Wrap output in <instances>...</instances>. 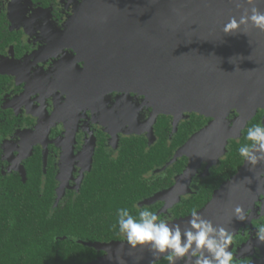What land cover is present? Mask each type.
I'll return each instance as SVG.
<instances>
[{
	"label": "flooded vegetation",
	"instance_id": "flooded-vegetation-1",
	"mask_svg": "<svg viewBox=\"0 0 264 264\" xmlns=\"http://www.w3.org/2000/svg\"><path fill=\"white\" fill-rule=\"evenodd\" d=\"M84 2L0 0V170L3 176L18 177L25 183L29 170L37 168L43 184L50 178L56 181V204L68 191L80 190L99 157L115 159L124 137L146 138L151 146L159 140L158 122L161 123L162 116H168L171 130L166 134L172 141L179 125L193 113L185 112L175 130V117L154 113L144 95L118 87L111 90L99 87L104 78L93 72L102 69L103 60L97 57L94 62L91 53L105 56L113 44L104 42L106 36L93 34L94 27L89 24H97L96 19H92L93 12L83 11ZM83 20H87L88 26L81 23ZM258 115V123H264V109H260L239 138L228 140L217 164H211L203 156L192 176L190 190L178 201L176 193L171 195L176 189H170L191 165L189 154L182 155L179 151L194 134L175 150L167 164L145 174L152 184L157 175H167L169 167L182 163L171 176L172 185L150 197L158 196L154 203H162L155 213L162 218L170 213L168 216L174 221L190 216L174 215L173 209L183 201L200 194L210 196L200 211L211 202L215 192L231 183L223 193L226 207L221 210L218 226L233 236L229 246L232 264H264V242L257 236L258 229L264 226V162L253 168L243 159L234 174L219 182H214V173L232 152L233 142H240ZM209 119L199 131L210 123ZM239 174V180H234ZM154 203L144 202L145 206ZM237 207L242 209L243 220L236 217ZM115 241L126 239L120 234L117 239L94 243ZM105 254L106 251L100 250L97 258ZM152 264L167 261L161 258Z\"/></svg>",
	"mask_w": 264,
	"mask_h": 264
},
{
	"label": "water",
	"instance_id": "water-1",
	"mask_svg": "<svg viewBox=\"0 0 264 264\" xmlns=\"http://www.w3.org/2000/svg\"><path fill=\"white\" fill-rule=\"evenodd\" d=\"M83 6V11L93 12L92 19H96L97 24H89L94 27L93 34L106 36L104 42L113 44L105 56L91 53L94 62L97 57L103 60L102 69L93 72L104 78L99 87L144 95L154 113L175 117V130L185 112L211 118L179 151L189 154L191 163L197 166H190L170 189H176L178 201L190 190L200 156L217 164L228 140L239 138L257 112L264 109V31L249 24L241 26L240 32H223L224 24L232 17L239 19L244 9L264 11V0H254V4L248 0H85ZM81 23L88 26L87 20ZM230 185L224 184L198 211L216 226L221 225V210L226 207L223 193ZM65 188H60L61 194ZM158 199L155 196L145 203ZM189 218L173 224L183 227ZM82 243L106 251L86 264L157 261L147 248L132 249L127 241Z\"/></svg>",
	"mask_w": 264,
	"mask_h": 264
},
{
	"label": "trees",
	"instance_id": "trees-1",
	"mask_svg": "<svg viewBox=\"0 0 264 264\" xmlns=\"http://www.w3.org/2000/svg\"><path fill=\"white\" fill-rule=\"evenodd\" d=\"M168 119L161 117L157 124L159 140L151 146L146 138L124 137L119 155L113 160L99 157L80 190L68 191L58 204L56 181L50 178L43 184L37 168L29 170L25 183L18 177L3 176L0 170V264H86L96 259L100 250L82 242L119 237L118 228H113L118 209L128 208L133 215L142 208L158 211L162 203L145 206L144 202L172 185L171 176L182 163L169 167L167 175H157L152 184L145 174L167 164L175 150L210 120L191 113L169 141ZM259 119L260 115L248 128ZM247 129L240 142H233L232 152L214 173V182L234 174L242 163L238 149L250 143L245 139ZM209 197L200 194L183 201L173 209L174 215L185 217L193 208L198 211Z\"/></svg>",
	"mask_w": 264,
	"mask_h": 264
},
{
	"label": "clouds",
	"instance_id": "clouds-1",
	"mask_svg": "<svg viewBox=\"0 0 264 264\" xmlns=\"http://www.w3.org/2000/svg\"><path fill=\"white\" fill-rule=\"evenodd\" d=\"M248 3L254 4V0ZM249 24L264 31V11L256 7L244 9L239 19L232 17L224 24L223 32H240L241 26ZM245 139L250 143L242 144L238 152L254 168L264 162V123L249 127ZM235 213L237 219H244L241 208L237 207ZM113 228H118L130 248L145 247L155 259L162 258L167 264L180 261L184 264H232L233 254L229 250L232 234L204 218L195 208L183 227L179 223H169L147 208L138 209L135 215L128 208H120ZM257 236L264 242V226L258 229Z\"/></svg>",
	"mask_w": 264,
	"mask_h": 264
},
{
	"label": "bare ground",
	"instance_id": "bare-ground-1",
	"mask_svg": "<svg viewBox=\"0 0 264 264\" xmlns=\"http://www.w3.org/2000/svg\"><path fill=\"white\" fill-rule=\"evenodd\" d=\"M191 150H192V147H190V149L188 150V152H190ZM192 156H193V158L196 157V156H195V151L192 152ZM199 160H201V162H202V160H203V156H200V159H199ZM201 162H200V163H201ZM190 166H191L192 168H195L197 165H196V163L192 162ZM174 190H175V189H172L171 191H174ZM169 192H170V191H169ZM174 193H176V190H175L174 192H172L171 195L175 196ZM166 194H167V193H165V194L161 197V199H163L164 196H165Z\"/></svg>",
	"mask_w": 264,
	"mask_h": 264
},
{
	"label": "rangeland",
	"instance_id": "rangeland-1",
	"mask_svg": "<svg viewBox=\"0 0 264 264\" xmlns=\"http://www.w3.org/2000/svg\"><path fill=\"white\" fill-rule=\"evenodd\" d=\"M169 214H170V213H167V214H165V216H164L163 218H162V217H160V218H162V219H166L169 223H173L174 220L168 216ZM124 238H125V237H124ZM125 239H126V238H125Z\"/></svg>",
	"mask_w": 264,
	"mask_h": 264
}]
</instances>
